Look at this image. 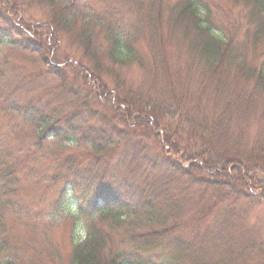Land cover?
Listing matches in <instances>:
<instances>
[{
  "label": "trees",
  "instance_id": "16d2710c",
  "mask_svg": "<svg viewBox=\"0 0 264 264\" xmlns=\"http://www.w3.org/2000/svg\"><path fill=\"white\" fill-rule=\"evenodd\" d=\"M47 1L55 9L57 19L51 25L41 26L47 31L44 33L36 29L37 23L28 24L25 20L26 5L17 0H0V38L26 55L20 59L33 67L43 65L46 76L60 81L57 88L60 93L55 94L51 88L46 91L49 96L55 99L64 95L73 101L70 111L63 106L64 100L59 108L53 106L52 98L46 105L29 101L32 103L26 107L25 120L32 125L38 143L51 136L59 144L73 141L88 148L65 159L69 170L77 175L69 183L79 198L78 214L87 220L85 229L80 228L72 235L71 264H208L219 248L232 256L222 257L216 264H264V238L256 239L249 234L232 241L227 236L229 229L217 225L218 239L213 242L214 230L207 224L226 198L237 203L238 198L256 192L261 184L259 179L264 178V144L245 146L253 150L244 157L237 147L242 145L241 141L226 126L236 114L240 116L248 106L257 105L258 95H264V73L255 80L253 93L239 94L232 90L229 98L223 99L222 118L206 115L201 105L195 107L198 104L182 106L175 98L174 108L180 117L176 120L171 107L163 106L150 95L132 92L119 76L109 91L103 71L108 65L122 68L136 62L144 66L136 44L145 37L148 42L157 43L151 53L156 69L160 70L164 65L161 53L165 49L164 29L168 27L171 37L179 27L185 30L183 37L193 51L192 62L201 68L207 80L221 82L224 88L222 71L245 68L244 52L230 49V42L215 34L210 9L202 0H177L173 5L168 0H119L123 6L120 11L117 0H97L106 7V15L94 12L92 8L98 7L82 8L71 0ZM248 1L264 16V0ZM122 11L127 16H117ZM166 13L170 15L167 24L163 20ZM259 27L260 32L258 29L250 37L254 44L264 41V23ZM61 31L74 37L87 63L59 57L56 52L62 44ZM9 56L0 57V72L4 73L0 74V82L7 79V73H12L15 84L26 89L21 70L27 71L28 64L20 65ZM55 59L58 61L53 65ZM8 66L10 69H6ZM162 72L166 75L163 69ZM252 74L254 71L249 72ZM170 118L175 123L174 129L164 126L161 131L165 119ZM184 131L186 135L180 136ZM140 137L153 138L161 151L157 154L148 144H142ZM215 145L235 148L233 156H214ZM184 158L187 161L181 162ZM138 166L145 175L142 184L136 186L127 171L132 173V168ZM159 167L178 177H192L195 169L204 174L205 178L200 180L204 208L185 220L186 205L171 191L172 182L152 172ZM84 173L88 178L84 189L89 191L77 193L80 175ZM254 179L256 184L252 182ZM205 220L207 229L198 231L193 239L180 235L184 223L195 232L198 223ZM121 230L128 239L122 237V242L116 243L113 234ZM158 251L163 252L159 257Z\"/></svg>",
  "mask_w": 264,
  "mask_h": 264
},
{
  "label": "rangeland",
  "instance_id": "374dc122",
  "mask_svg": "<svg viewBox=\"0 0 264 264\" xmlns=\"http://www.w3.org/2000/svg\"><path fill=\"white\" fill-rule=\"evenodd\" d=\"M17 1L26 5L23 16L28 24L37 23L34 26L38 31L46 33L45 28L42 29L41 26L51 25L57 19L55 9L47 0ZM61 1L65 3L67 0ZM176 1L168 0V3L173 5ZM71 2L82 8L98 7L92 8L94 12L106 15L104 13L106 7L102 4L100 6L97 0H71ZM118 2L120 1L116 2L120 11L123 6ZM202 2L210 9L211 26L215 34L223 36L230 42V49L244 52L242 60L245 68L235 71V68L230 67L222 71L226 85L224 88L221 82L217 83L210 78L207 80L201 68L192 62L194 54L189 47V42L183 37L185 30L178 27L170 37L166 26L165 49L161 52L163 67L160 70L156 69L153 53H151V48L157 47V43L148 42L147 37L142 38L138 40L136 48L143 59L144 66L136 62L122 68L108 65L103 71L108 90L112 91L116 76H119L132 92L144 96L150 95L157 98L163 106L171 107L174 113L172 115L176 120L180 117L174 108L175 98L182 106L189 108L198 104L195 107L201 105L206 115L222 118V101L229 98L232 90L239 94L242 91L246 94L253 93L256 89L255 80L260 73H264V41L254 44L250 42V37L258 29L260 32L259 26L264 23L263 13L248 0H202ZM125 13L127 12L122 11L117 16H127ZM169 16L168 13L165 14L163 19L165 24ZM63 33L61 31L59 37L62 43L61 48H57L59 51L56 52L59 57L64 60L69 58L76 61L83 60L87 63L82 47L75 42L72 35ZM53 47H55L54 44ZM4 55H10L9 59L20 65L28 64V69L27 71L20 69L26 89L15 84L12 73H7V79L0 82V264H71L70 258L74 248L72 235L76 230L84 229L87 220L85 221L78 214L79 198L73 190L75 187L70 184L77 179V175L69 170L65 159L69 155L81 153L88 148L81 147L73 141L59 144L51 136L39 144L32 125L25 118L26 107L32 103L29 102L31 100L35 104L42 102L46 105L52 98L54 107L59 108L65 102L63 106H66L68 111L71 110L69 107L73 101L65 99L64 95L55 99L52 95L50 97V93L46 91L54 88L55 91L52 90V92L59 94L60 90L57 88L60 81L46 76L44 72L47 70L45 71L43 65L33 67L30 62L20 59L26 55L22 54L19 48L5 44L3 38H0V57ZM57 61L58 59H55L53 65ZM162 69L166 75L163 74ZM250 71H254L251 76ZM38 72H41V75ZM0 74L4 75L2 72ZM258 96L256 106H248L240 113V116L236 114L226 125L231 135L237 141H241L242 145L237 147L241 148L239 151L244 157L250 156V151L253 150L246 147L264 144V95ZM92 107L109 111L107 108L100 109L96 105ZM174 125L172 118L168 121L165 119L161 131H164V126L174 129ZM186 133L187 131L180 132V136H185ZM138 139L142 140V144H148L149 148L157 154L161 151L153 138ZM215 147L213 155L219 158L233 156L235 151V148L226 149L224 145H215ZM120 160H122L121 157ZM186 161V158L181 159V162ZM189 165L187 163L186 166ZM195 170L192 177H178L164 167L152 171L155 176L159 178L166 176L172 182L171 191L179 195L182 203L186 205L183 213L185 220L192 217L194 211L204 208L201 207L203 202L200 180L205 176L199 170ZM10 173H13L12 177L9 176ZM132 173L127 171L128 178L133 179L136 186L141 185L142 177L145 175L141 166L132 168ZM124 178L127 179L126 175ZM87 179L86 173L80 175L77 193L83 194L89 191L84 189ZM255 180L252 182L255 183ZM259 180L261 184L256 192L253 191L250 195L238 198L237 203L226 198L220 210L207 221L214 230L211 238L213 242L218 239L215 234L217 225H225L229 229L227 236L232 241L249 234L256 239L264 238V178ZM233 204L236 205L232 207ZM75 217L79 219H74ZM205 223L206 220L198 223L199 227L195 232L184 223L180 235L186 239H193L198 231L207 229ZM232 228L235 229L232 230ZM122 237L126 238L122 230L113 234L116 243L122 242ZM80 239L78 238L79 241ZM162 254L163 252H157L158 257ZM231 256V253L225 254V249L219 248V253L208 264H216L222 257L228 259Z\"/></svg>",
  "mask_w": 264,
  "mask_h": 264
}]
</instances>
